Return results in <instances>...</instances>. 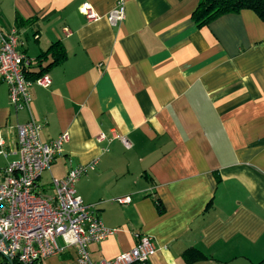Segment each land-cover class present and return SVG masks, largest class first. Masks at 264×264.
<instances>
[{"label": "crops", "instance_id": "crops-1", "mask_svg": "<svg viewBox=\"0 0 264 264\" xmlns=\"http://www.w3.org/2000/svg\"><path fill=\"white\" fill-rule=\"evenodd\" d=\"M84 3L98 19L80 12ZM120 3L125 19L112 26L107 16ZM198 5L0 0V31H17L32 70L56 42L67 55L46 74L49 88H30L29 110L0 94V139L14 159L18 124H42L44 142L69 133L44 185L98 160L76 184L117 230L91 245L95 262L133 249L136 233L156 243L151 264H187L192 249L207 257L192 264L264 261V21L243 10L198 28ZM39 264L79 263L69 249Z\"/></svg>", "mask_w": 264, "mask_h": 264}, {"label": "built area", "instance_id": "built-area-1", "mask_svg": "<svg viewBox=\"0 0 264 264\" xmlns=\"http://www.w3.org/2000/svg\"><path fill=\"white\" fill-rule=\"evenodd\" d=\"M79 9L88 19H98L88 3ZM124 19L122 3L107 16L112 26ZM18 46L16 30L0 31V85L7 86L9 103L17 112L30 109L32 86L49 88L51 85L48 75L33 81L26 78L25 69L32 61ZM42 129L43 125L34 119L16 126L17 148L11 153L15 158L3 169L0 182V260L8 264H39L75 249L79 264H151L157 246L151 236L142 233L134 235L133 249L111 260L93 261L91 245L117 232L106 227L97 206L86 204L76 191L78 181L96 169L98 160L72 168L62 179L53 177L49 185L42 184L43 174L50 171L70 140L69 133L64 132L44 142ZM105 140L103 134L98 137L99 142ZM124 144L128 147L126 140ZM0 147H5L2 139ZM118 202L127 203L129 198Z\"/></svg>", "mask_w": 264, "mask_h": 264}, {"label": "trees", "instance_id": "trees-1", "mask_svg": "<svg viewBox=\"0 0 264 264\" xmlns=\"http://www.w3.org/2000/svg\"><path fill=\"white\" fill-rule=\"evenodd\" d=\"M243 10H251L255 12L258 17L264 21V0H199L197 9L192 14V21L198 28L209 25L216 18L226 14H238ZM20 26L24 22L17 20ZM52 60L48 62V59ZM67 58L64 46L61 42L54 43L46 52L41 54L36 59V68L38 71L32 70V66L25 69L26 78L28 80H36L48 73V71L61 63ZM48 62L46 65L45 63ZM156 207L160 214L164 213V206L159 199L155 200ZM184 260L187 264H192L207 257L197 250H188L184 254ZM0 264H8L2 262ZM259 264H264V261Z\"/></svg>", "mask_w": 264, "mask_h": 264}, {"label": "rangeland", "instance_id": "rangeland-1", "mask_svg": "<svg viewBox=\"0 0 264 264\" xmlns=\"http://www.w3.org/2000/svg\"><path fill=\"white\" fill-rule=\"evenodd\" d=\"M0 94L2 97H5L7 95V98L5 97L4 99L6 100L7 105L10 106L8 99V88L6 85L4 84L0 85ZM3 138H6L5 134H3ZM7 154H9V152L5 148L0 147V182L2 181V177H3L2 175L3 169L5 168L7 163H9V161L12 160V157L8 156ZM5 155H7V157ZM50 177H51L50 173H44L42 180L44 182H48L50 180ZM0 262L2 263L3 261L0 260Z\"/></svg>", "mask_w": 264, "mask_h": 264}]
</instances>
